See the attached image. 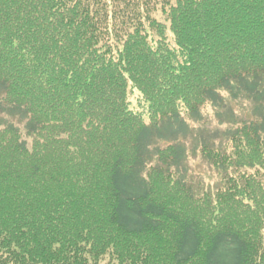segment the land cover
I'll list each match as a JSON object with an SVG mask.
<instances>
[{"label": "trees", "instance_id": "trees-1", "mask_svg": "<svg viewBox=\"0 0 264 264\" xmlns=\"http://www.w3.org/2000/svg\"><path fill=\"white\" fill-rule=\"evenodd\" d=\"M0 264H264V0H0Z\"/></svg>", "mask_w": 264, "mask_h": 264}, {"label": "rangeland", "instance_id": "rangeland-1", "mask_svg": "<svg viewBox=\"0 0 264 264\" xmlns=\"http://www.w3.org/2000/svg\"><path fill=\"white\" fill-rule=\"evenodd\" d=\"M131 105L137 107V101L134 98H131ZM233 107L236 113L241 118L242 116H246L249 109L248 102H239L237 104H233ZM203 116H204V127L206 129H212L215 127L216 123L213 118V109L209 106L203 109ZM18 126L22 129V124H19L16 120H14ZM23 134V133H22ZM24 139H26L25 135L23 134ZM187 168L189 169L190 177L193 178L195 183L198 181L201 182L204 186L211 187L216 184V174L214 173V169H212L209 164L205 162L202 158H200L197 154L188 152V156L186 158Z\"/></svg>", "mask_w": 264, "mask_h": 264}]
</instances>
